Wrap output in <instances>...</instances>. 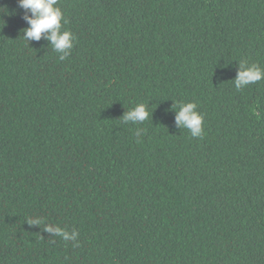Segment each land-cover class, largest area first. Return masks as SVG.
Wrapping results in <instances>:
<instances>
[{
    "label": "trees",
    "instance_id": "16d2710c",
    "mask_svg": "<svg viewBox=\"0 0 264 264\" xmlns=\"http://www.w3.org/2000/svg\"><path fill=\"white\" fill-rule=\"evenodd\" d=\"M56 6L63 60L0 0V264H264V0Z\"/></svg>",
    "mask_w": 264,
    "mask_h": 264
},
{
    "label": "clouds",
    "instance_id": "9594fccd",
    "mask_svg": "<svg viewBox=\"0 0 264 264\" xmlns=\"http://www.w3.org/2000/svg\"><path fill=\"white\" fill-rule=\"evenodd\" d=\"M58 0H18V6L25 11L23 19L28 24V27L23 30V38L26 41H39L42 36H45L51 42L52 48L61 53L60 59H65L73 47L75 37L70 31H61L63 13L57 7ZM46 34V35H45ZM264 78V70L256 65H247L242 61L240 70L235 79V86L239 90L251 83H255ZM195 103H181L180 110L177 114V124L181 127L190 130L193 137L202 136L203 116L196 111ZM149 118V112L144 104L137 105L134 109L127 112L124 122L129 121L143 122ZM30 223L34 221H29ZM38 223V221H35ZM47 231L55 232L56 235L62 236L65 240H75L77 233L73 231L71 234L60 229L59 227H47Z\"/></svg>",
    "mask_w": 264,
    "mask_h": 264
}]
</instances>
